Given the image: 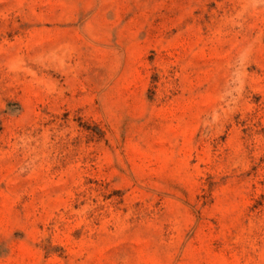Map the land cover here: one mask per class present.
Masks as SVG:
<instances>
[{"label":"rangeland","instance_id":"rangeland-1","mask_svg":"<svg viewBox=\"0 0 264 264\" xmlns=\"http://www.w3.org/2000/svg\"><path fill=\"white\" fill-rule=\"evenodd\" d=\"M0 264H264V0H0Z\"/></svg>","mask_w":264,"mask_h":264}]
</instances>
